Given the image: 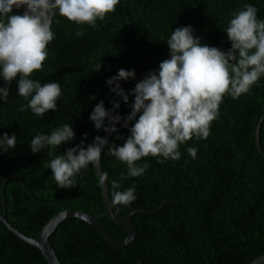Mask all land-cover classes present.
<instances>
[{
  "label": "trees",
  "instance_id": "1",
  "mask_svg": "<svg viewBox=\"0 0 264 264\" xmlns=\"http://www.w3.org/2000/svg\"><path fill=\"white\" fill-rule=\"evenodd\" d=\"M245 4L255 6L258 19L264 20V0H121L94 28L54 15L49 57L31 78L42 85L58 82L63 96L58 110H49L42 118L30 109L20 111L28 101L18 94L17 78L10 84L7 102L0 100V137L17 135V147L0 154V213L5 211L24 234L38 237L56 213L76 208L94 215L113 236L124 238L126 228L105 211L95 166L81 170L72 188H59L49 161L80 144L85 134V147L97 135L104 136L89 115L111 91L107 79L120 69L135 70V79L120 82L130 92L169 58L166 41L179 27L191 25L203 44L227 51L231 43L224 29L232 13ZM99 63L102 70L94 71ZM5 86L0 80V87ZM115 101L120 108L113 113L130 114L134 96L124 103L112 92L105 101L106 110ZM219 112L207 139L193 137L181 145L179 161L160 163L149 156L137 162L149 164L141 177L122 180L126 165L103 150L101 166L104 177L107 174L110 201L113 180L121 183L120 191L136 186L137 199L129 206L111 203L114 212L122 216L140 208L154 212L132 216L135 237L123 247L109 244L79 218L64 219L49 237L60 264H247L263 255L264 157L256 147L255 128L264 112V78L239 99L226 95ZM63 124L73 126L72 141L52 150L51 156L48 149L31 152L30 141L36 134H50ZM122 125H115L119 132L111 134L110 143L122 146L124 139L116 136L130 135ZM260 145L264 151V120ZM188 146L198 148L195 159L187 153ZM0 264L47 262L38 248L0 221Z\"/></svg>",
  "mask_w": 264,
  "mask_h": 264
},
{
  "label": "clouds",
  "instance_id": "2",
  "mask_svg": "<svg viewBox=\"0 0 264 264\" xmlns=\"http://www.w3.org/2000/svg\"><path fill=\"white\" fill-rule=\"evenodd\" d=\"M121 0H0V100L7 102L10 84L18 78V94L28 101L20 111L28 109L38 118L52 110L63 96L58 82L41 84L33 80L32 74L41 71L49 57L48 45L55 34L51 27L50 14L55 13L76 24L96 27L109 13L116 10ZM25 8L22 14L14 9ZM258 9L245 4L234 11L224 32L231 43L227 51L202 43L191 25L176 28L166 43L169 58L159 68L147 73L135 87L126 92L120 82L135 79V70L120 69L118 74L106 80L110 90L124 103L134 96L130 114L123 117L126 126L132 124L130 135L123 138L122 146L110 143L97 135L85 147L87 134L81 143L69 148L49 161L52 178L59 188H72L76 176L89 165L100 163L102 151L126 165L127 172L121 179L141 177L147 171V162L137 163L143 158H157L164 163L179 161L181 145L195 137L197 141L207 139L212 122L219 119V106L224 97L239 99L264 78V20L258 19ZM82 35L81 32L76 33ZM102 70L101 63L94 71ZM120 108L118 101L106 110L101 101L94 107L89 120L97 131L118 133L115 125L120 123L113 112ZM110 121L111 127L106 125ZM134 122V123H133ZM76 132L72 125L63 124L50 134H36L30 141L35 155L48 149V155L58 146L72 141ZM17 147V135L4 133L0 137V154ZM187 153L195 159L198 148L188 146ZM162 158V159H160ZM107 174H105V180ZM104 181H101L103 183ZM111 203L114 206H129L136 199V186L120 191L121 183L112 181Z\"/></svg>",
  "mask_w": 264,
  "mask_h": 264
},
{
  "label": "water",
  "instance_id": "3",
  "mask_svg": "<svg viewBox=\"0 0 264 264\" xmlns=\"http://www.w3.org/2000/svg\"><path fill=\"white\" fill-rule=\"evenodd\" d=\"M21 13L25 10L24 7L19 9ZM55 13H51L50 17L51 18V25H52V19ZM113 91H110L109 93L106 94L104 99L102 100L104 102L105 106V101L107 97L112 93ZM114 117H119L120 118V123L125 124V121L123 117L117 113H112ZM264 120V112L259 118L256 128H255V143L258 152L261 154L262 157H264V151L260 145V128L261 124ZM107 126L111 127L113 126L110 121H107ZM126 127L130 130L132 127L130 124H127ZM112 133H106L104 134L103 137L107 138L109 140L110 136ZM95 170L102 188V194H103V202H104V207L107 215L109 218L114 221L117 224H120L126 228L127 235L124 238H118L116 236H113L110 234V232L107 230V228L92 214L82 211L80 209L76 208H66L58 213H56L53 217H51L41 228L38 237H31L20 230H18L6 217L5 211L3 213H0V221L11 231L13 232L16 236L21 238L22 240L26 241L27 243L35 246L40 250L42 255L44 256L47 264H60L59 258L56 254L55 249L49 242V237L53 233V231L57 228L59 223L63 221L66 218L74 217V218H79L88 224H90L98 233L99 235L104 238L109 244L116 246V247H123L127 244H129L133 238L135 237L136 229L135 225L132 221V216L137 213V212H154V210H150L147 208H140L136 209L132 212H130L127 215H119L116 214L111 206V201H110V196H109V190L108 186L103 174L102 166H101V160L98 165L95 166ZM101 181H104L101 183ZM247 264H264V254L255 258L251 262Z\"/></svg>",
  "mask_w": 264,
  "mask_h": 264
}]
</instances>
